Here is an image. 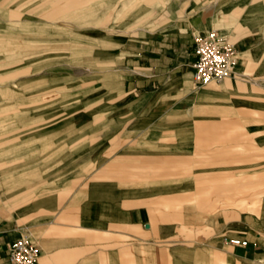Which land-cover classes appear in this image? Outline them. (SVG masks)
Wrapping results in <instances>:
<instances>
[{"label": "crops", "instance_id": "crops-1", "mask_svg": "<svg viewBox=\"0 0 264 264\" xmlns=\"http://www.w3.org/2000/svg\"><path fill=\"white\" fill-rule=\"evenodd\" d=\"M203 10L201 24L179 20L120 44L115 90L86 100L67 126L0 149V264H13L8 245L20 238L39 248L38 264H264V194L243 211H212L211 227L198 220L225 181L210 174L221 166L214 119L229 116L214 103L227 95L264 113V0H211ZM209 26L233 42L239 65L224 84L199 88L193 36ZM191 138V174L185 162L189 173L177 175L172 152L183 158Z\"/></svg>", "mask_w": 264, "mask_h": 264}, {"label": "rangeland", "instance_id": "rangeland-1", "mask_svg": "<svg viewBox=\"0 0 264 264\" xmlns=\"http://www.w3.org/2000/svg\"><path fill=\"white\" fill-rule=\"evenodd\" d=\"M210 2L0 0V149L6 144L16 147L21 138L30 140L38 128L67 126L68 114L89 107L86 100L115 90L111 71L120 44L168 30L179 20L196 25L203 20L204 5ZM213 29H198L196 35ZM218 31L233 44L225 32ZM229 78L209 84L222 85ZM224 98L214 103L216 111L229 110L228 117L214 119L213 149L220 153L221 166L210 174L225 181L220 183L216 208H204L205 214L198 216L209 227L212 218L218 217L212 211H243L247 208L241 204H252L257 193L264 194V142L261 146L255 143L260 137L264 139V113L250 114L242 102L227 95ZM188 146L195 147L192 138ZM172 153L173 160L182 162L173 166V173L191 174L195 149L183 158L175 156L179 151ZM228 176L233 180L230 183ZM245 182L251 189L244 190ZM228 185L235 189H228ZM198 200L189 198V207L196 208Z\"/></svg>", "mask_w": 264, "mask_h": 264}, {"label": "built area", "instance_id": "built-area-1", "mask_svg": "<svg viewBox=\"0 0 264 264\" xmlns=\"http://www.w3.org/2000/svg\"><path fill=\"white\" fill-rule=\"evenodd\" d=\"M193 45V83L196 87L222 82L235 73L239 65V53L234 44L218 31L211 30L193 36ZM226 241L241 248L247 246L245 241L239 239ZM7 257L13 264H38L40 250L30 239L20 238L9 243Z\"/></svg>", "mask_w": 264, "mask_h": 264}]
</instances>
